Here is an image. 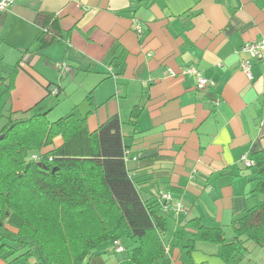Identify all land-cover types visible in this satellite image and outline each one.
Masks as SVG:
<instances>
[{
	"label": "crops",
	"instance_id": "0c3cea01",
	"mask_svg": "<svg viewBox=\"0 0 264 264\" xmlns=\"http://www.w3.org/2000/svg\"><path fill=\"white\" fill-rule=\"evenodd\" d=\"M263 37L264 0H14L0 12V68L13 73L0 84L3 116L54 108L58 119L86 117L89 132L117 116L141 198L170 192L187 210L159 213L164 253L152 264H228L222 245L199 241L194 225L220 228L233 242L234 220L258 203L250 193L255 170L241 159L264 152V78L241 49ZM240 59L250 61L251 79ZM191 67L214 86L198 90L185 73ZM62 143L57 137L40 153ZM121 246L115 253L100 245L87 264H134L137 243Z\"/></svg>",
	"mask_w": 264,
	"mask_h": 264
},
{
	"label": "trees",
	"instance_id": "16d2710c",
	"mask_svg": "<svg viewBox=\"0 0 264 264\" xmlns=\"http://www.w3.org/2000/svg\"><path fill=\"white\" fill-rule=\"evenodd\" d=\"M122 58L118 57V66ZM12 75L4 77L0 72V83L11 81ZM3 118L0 257L26 262L38 252L43 262L37 264H87L105 243L115 253L124 252V239L137 243L131 252L134 264H152L163 256L164 220L159 213L163 206L173 213L180 202L170 192L159 193L155 200L141 198L137 182L126 170L128 148L117 116L94 132L88 131L86 117L74 112L54 122L46 114ZM57 137L62 145L41 154ZM250 160L254 167L247 168L242 159L241 163L255 170L250 193L258 197V203L234 220L233 242L226 243L220 228L194 225L199 241L222 245L221 256L228 264L245 253V243L264 247V152L255 153ZM165 194L169 201L162 198ZM117 248L121 251L116 252Z\"/></svg>",
	"mask_w": 264,
	"mask_h": 264
},
{
	"label": "built area",
	"instance_id": "2783aa9c",
	"mask_svg": "<svg viewBox=\"0 0 264 264\" xmlns=\"http://www.w3.org/2000/svg\"><path fill=\"white\" fill-rule=\"evenodd\" d=\"M13 3H14V0H0V12L6 11L9 7H11L13 5ZM137 32L140 34L139 28H137ZM241 50H242V52H246L249 55L250 60H255L262 65V76L264 78V37L261 38L260 40L245 44ZM60 69H61L63 74L72 73L71 68L67 65H61ZM239 69L249 79H251L250 61L240 59L239 60ZM185 73L188 75H192L196 78V88L200 91H203L206 88L214 86L213 82L203 78L200 75V73L193 67L186 69ZM48 93L52 96H55L58 94V91L56 88H52V89H50V91ZM128 157H129V155L127 152V153H125V160L128 159ZM33 159H37V157H33ZM242 162H243L244 166H246L247 168L254 167V165H255L254 161L248 159L247 157H243ZM162 198L165 201L170 200L169 194L163 195ZM162 209L164 212L168 211L167 206H163ZM172 211L176 216L185 215L187 213L186 208L181 203L176 204L175 207L172 209ZM114 244L117 245L118 243L115 241ZM115 251L120 252L121 249L117 248Z\"/></svg>",
	"mask_w": 264,
	"mask_h": 264
},
{
	"label": "rangeland",
	"instance_id": "374dc122",
	"mask_svg": "<svg viewBox=\"0 0 264 264\" xmlns=\"http://www.w3.org/2000/svg\"><path fill=\"white\" fill-rule=\"evenodd\" d=\"M2 69H4V68H0L1 75L5 77V72ZM5 99H6V87L4 84V85H0V126H2L4 121H5L3 116H2L3 114H5L4 112L6 111ZM50 100H52V99L49 98V101ZM51 111L49 112V110H47L45 112L46 113V119L50 122L56 121V119H58V118H56L57 116L55 114H52V116H50ZM30 112H31V115H36L35 113H37V111H35L33 109ZM126 242H127V239H124L123 243L125 244ZM246 248L247 249H246L245 253L242 254L243 258H244L242 261V264H256V263H258V261L260 263H263L262 261H264V247H256L255 245H253L252 243L249 242L247 244ZM38 260H39V263L43 262L41 255L38 252H35L34 257L31 258V262H37Z\"/></svg>",
	"mask_w": 264,
	"mask_h": 264
}]
</instances>
